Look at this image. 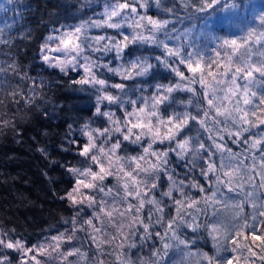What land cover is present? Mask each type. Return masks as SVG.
<instances>
[{
    "label": "trees",
    "instance_id": "trees-1",
    "mask_svg": "<svg viewBox=\"0 0 264 264\" xmlns=\"http://www.w3.org/2000/svg\"><path fill=\"white\" fill-rule=\"evenodd\" d=\"M178 252L264 264V0H3L0 264Z\"/></svg>",
    "mask_w": 264,
    "mask_h": 264
},
{
    "label": "rangeland",
    "instance_id": "rangeland-1",
    "mask_svg": "<svg viewBox=\"0 0 264 264\" xmlns=\"http://www.w3.org/2000/svg\"><path fill=\"white\" fill-rule=\"evenodd\" d=\"M2 1L3 0H0V3ZM248 195H249L248 197L250 198V200H252V198L255 197L254 195L250 193V191H248ZM253 201L256 202V199H254ZM218 203H219V207H221V211H220L221 213L217 214L216 217L213 218V222L211 224L212 236L214 240H216V242L221 243L222 246L226 247L227 245L226 240L232 238L231 234L233 235L234 233V232H231L232 230L228 229L227 227L229 226V222H228L229 217H228L227 212L232 209V203L225 202L221 199L220 201H218ZM225 204H226V208L225 210H222ZM250 208L254 211V207L252 205ZM223 250L224 251L227 250L228 253H230L228 249L226 250L223 249ZM225 258L227 259L221 260V264H234L235 260L233 256L225 257ZM168 264H194V263L191 261L190 256H188L185 253L178 252V256L172 261H170Z\"/></svg>",
    "mask_w": 264,
    "mask_h": 264
}]
</instances>
